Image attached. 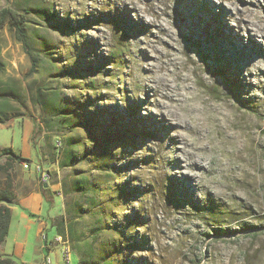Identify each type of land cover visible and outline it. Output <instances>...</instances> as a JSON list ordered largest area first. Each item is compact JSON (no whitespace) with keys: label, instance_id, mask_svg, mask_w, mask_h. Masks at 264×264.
Instances as JSON below:
<instances>
[{"label":"rangeland","instance_id":"1","mask_svg":"<svg viewBox=\"0 0 264 264\" xmlns=\"http://www.w3.org/2000/svg\"><path fill=\"white\" fill-rule=\"evenodd\" d=\"M36 5L48 22L29 17L34 75L15 32L0 33V95L19 100L0 102V148L31 161L0 172V190L38 177L37 166L49 171L51 220L64 215L67 199L55 191L65 177H114L104 200L113 205L85 206L80 224L88 239L91 228L108 229L89 240L93 257L264 264V0H0L20 12ZM38 89L72 125L62 113L42 118ZM70 136L78 158L61 168ZM100 150L113 155L108 175L97 168ZM13 232L26 249L10 246L14 264H64L42 250L45 236H58L50 223L40 239L17 219Z\"/></svg>","mask_w":264,"mask_h":264},{"label":"trees","instance_id":"2","mask_svg":"<svg viewBox=\"0 0 264 264\" xmlns=\"http://www.w3.org/2000/svg\"><path fill=\"white\" fill-rule=\"evenodd\" d=\"M36 16L40 20H45L48 17V12L45 9H42L41 6H28L23 12L11 8H2L0 9V33L6 27L9 26L15 32L16 39L19 43L22 44L25 53L31 59V69L30 75H34L39 66L38 59L34 54V50L31 44V39L29 35V17ZM70 24L67 25H58L55 28L68 29ZM113 64H117L113 62ZM0 65H1V52H0ZM9 98L19 100L15 96H9L8 94L0 95V102H5ZM46 95L42 90L38 89V96L36 97V104L40 107L42 118L46 111L56 118L61 112L59 105L54 102L52 99L45 100ZM20 104V103H19ZM65 113L62 116L61 124H65L70 121L69 112L66 109H63ZM26 117L30 120H34L32 115L25 113ZM4 111L0 109V123H5ZM48 122V121H47ZM47 126V129H52ZM72 125V124H71ZM41 134L39 129L33 130V140ZM65 146V145H64ZM57 148L62 149V142L58 141ZM76 142L72 136L68 137L66 140V148L63 149V154L65 159L60 163L61 168H70L74 165L75 160L78 158L76 155ZM97 151V149H96ZM4 156L7 161L5 164H0V172H9L11 164H22L24 162L31 163L29 159L23 158L20 155L14 153L10 148H0V157ZM113 155L107 154L104 151H99L97 156V168L100 172H103L105 175H108V172L111 167V160ZM91 173H80L81 176L78 177H65L61 180V190L67 199L64 207V215L60 217H55L51 219V225L56 229L57 235L63 236L70 244L71 249L77 256H80L79 264H109L104 262L101 258L93 257L92 251L89 249V240L97 243L99 242L105 234L108 233V229L102 227H93L89 230V239L87 235L81 231L80 224L84 217L88 214L89 210L85 209V206L91 208H102L106 209L108 206L113 204L109 201H104L106 195V188L108 185H111V178L114 177H90ZM109 178V179H108ZM53 182V181H52ZM52 185H56L52 183ZM13 185L8 183L5 190H0V247L8 236L11 220H12V211L9 208L10 205L14 204L16 195L12 191ZM42 192L45 197V201L49 204H52V194L48 189H42ZM115 197L117 193H113ZM114 197V198H115ZM87 198V200H86ZM109 198V197H108ZM85 199V200H84ZM107 228H109L106 225ZM113 250H118L116 247H111ZM0 264H14L10 258H3L0 256Z\"/></svg>","mask_w":264,"mask_h":264},{"label":"crops","instance_id":"3","mask_svg":"<svg viewBox=\"0 0 264 264\" xmlns=\"http://www.w3.org/2000/svg\"><path fill=\"white\" fill-rule=\"evenodd\" d=\"M36 179L38 180V177H22L19 188L16 187V184L12 188V191L16 195V199L14 204L9 206L12 211V220L8 236L0 247V256L3 258H9L12 257L13 254H16L18 246L22 247V250L20 251L21 254H25L26 251L25 243L19 241L17 233H12L13 222L15 219L19 220V225H21V223L23 224L26 231L35 227L38 239L46 233L45 231L48 228V223L51 224V216L49 214H47L46 218L43 217L45 206V197L42 192L43 185H41L39 181L36 182ZM57 187L60 188L58 185ZM20 208H23V211H20ZM26 211H30V215L27 214ZM9 238H11V241ZM47 239V236H45L43 241L45 240V243H47ZM9 241L11 243H9ZM45 243L42 246V250H46L48 253H54L57 257V262H59L61 260V255L57 253V250L60 249V247H58V249L55 247L50 250L47 249ZM10 246L14 249L13 254H10ZM46 262L47 264H51L49 259H47Z\"/></svg>","mask_w":264,"mask_h":264},{"label":"built area","instance_id":"4","mask_svg":"<svg viewBox=\"0 0 264 264\" xmlns=\"http://www.w3.org/2000/svg\"><path fill=\"white\" fill-rule=\"evenodd\" d=\"M23 167L25 170L29 169L30 164L27 162L23 163ZM35 172L38 176V181L41 185H52V177L49 171L43 169L40 166H37L35 168ZM55 194L57 197L63 198V192L61 188H58L55 191ZM48 247L54 246V247H60V255H61V261L64 264H72L73 261V251L71 249V246L69 242L63 237V236H56L53 242L47 243ZM49 264V263H48Z\"/></svg>","mask_w":264,"mask_h":264},{"label":"bare ground","instance_id":"5","mask_svg":"<svg viewBox=\"0 0 264 264\" xmlns=\"http://www.w3.org/2000/svg\"><path fill=\"white\" fill-rule=\"evenodd\" d=\"M253 30V29H252ZM232 38H233V36H232ZM233 39H235L236 40V42L238 43V41H239V38L237 39V37H234Z\"/></svg>","mask_w":264,"mask_h":264},{"label":"water","instance_id":"6","mask_svg":"<svg viewBox=\"0 0 264 264\" xmlns=\"http://www.w3.org/2000/svg\"><path fill=\"white\" fill-rule=\"evenodd\" d=\"M43 188L44 189H48L49 187H48V185H44Z\"/></svg>","mask_w":264,"mask_h":264}]
</instances>
